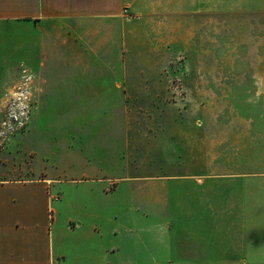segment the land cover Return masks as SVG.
I'll return each instance as SVG.
<instances>
[{"label": "rangeland", "instance_id": "obj_1", "mask_svg": "<svg viewBox=\"0 0 264 264\" xmlns=\"http://www.w3.org/2000/svg\"><path fill=\"white\" fill-rule=\"evenodd\" d=\"M134 10L124 8L125 24L109 28L119 44L104 43L87 71L129 80L127 99L33 98L20 126L6 97L0 180L54 179L58 204L111 205L121 222L151 220L169 236L264 222V198L250 212H197L217 199L198 190L264 191V94L256 99L253 79L264 76V0H142Z\"/></svg>", "mask_w": 264, "mask_h": 264}, {"label": "crops", "instance_id": "obj_2", "mask_svg": "<svg viewBox=\"0 0 264 264\" xmlns=\"http://www.w3.org/2000/svg\"><path fill=\"white\" fill-rule=\"evenodd\" d=\"M141 1L0 0V102L9 89L20 92L18 85L31 71L37 74L34 85L42 89L40 94L34 93L36 101L85 100L88 95L107 99L111 94L117 95L113 97L116 100L127 99L129 80L110 76L88 79L87 71L89 60L103 53L104 43L119 44L109 28L125 24L124 8L133 12ZM121 44L124 49L125 42ZM98 57L105 63L101 54ZM235 176L243 175L206 174L203 181L227 184L224 180ZM55 183L48 178L0 180V264L264 262V222L226 224L214 232L177 228L169 236L166 225L153 226L151 220L137 228L121 222L119 208L111 205L89 209L58 204L60 198L53 194ZM231 187L198 190L200 197L206 192V197L217 199L203 208L198 206L197 212H250L258 207L253 200L264 198V191L255 189L249 194L246 189ZM56 203L65 206L64 210ZM189 209L194 214L196 207ZM136 229L143 235L130 238L129 233ZM153 230H158L157 236L153 237Z\"/></svg>", "mask_w": 264, "mask_h": 264}, {"label": "clouds", "instance_id": "obj_3", "mask_svg": "<svg viewBox=\"0 0 264 264\" xmlns=\"http://www.w3.org/2000/svg\"><path fill=\"white\" fill-rule=\"evenodd\" d=\"M253 79L257 88L256 99L260 97L261 94H264V76L254 74ZM37 80V74L31 71L30 75H27L24 78V81L18 87L21 88L20 92H17L15 88L8 90L7 99L11 101L7 105L10 109L9 117H13L19 121L20 126H23L24 121L21 120V117L27 118V113L30 110V102L34 98L35 94H40L42 89L38 85H34V81ZM249 103L253 102V99L250 97L248 100Z\"/></svg>", "mask_w": 264, "mask_h": 264}]
</instances>
